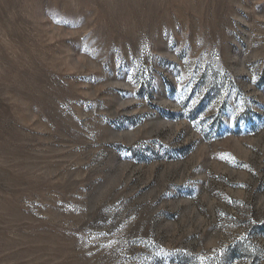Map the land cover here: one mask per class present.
I'll return each instance as SVG.
<instances>
[{"label": "rangeland", "instance_id": "obj_1", "mask_svg": "<svg viewBox=\"0 0 264 264\" xmlns=\"http://www.w3.org/2000/svg\"><path fill=\"white\" fill-rule=\"evenodd\" d=\"M0 264H264V0H0Z\"/></svg>", "mask_w": 264, "mask_h": 264}]
</instances>
